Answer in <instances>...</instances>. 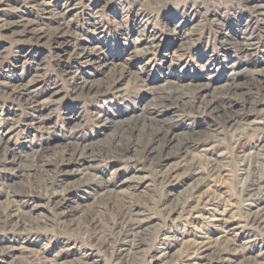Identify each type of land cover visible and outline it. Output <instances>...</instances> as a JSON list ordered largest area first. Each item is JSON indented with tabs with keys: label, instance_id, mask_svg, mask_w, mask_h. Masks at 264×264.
Masks as SVG:
<instances>
[{
	"label": "rangeland",
	"instance_id": "obj_1",
	"mask_svg": "<svg viewBox=\"0 0 264 264\" xmlns=\"http://www.w3.org/2000/svg\"><path fill=\"white\" fill-rule=\"evenodd\" d=\"M38 1L55 13L64 12V19L70 22L75 36L67 39L68 46L56 47L32 40L16 41L9 35L18 29L15 26L0 29V83L8 90L9 86L33 80L28 88L30 97L39 103L25 107L0 95V138L3 137L20 159L38 148L49 149L69 142H78L81 146L104 144L115 131L108 122L145 110V100L154 96L148 86L168 82L209 84L213 92L228 82H240L243 76L250 74L237 73L238 70L264 68V17L255 16L253 12L255 6L264 9V0ZM0 2H3L0 25L2 21L13 22L20 16L35 20L44 28L55 25L49 17H41L39 9L27 0ZM254 23L259 27L257 33L252 30ZM140 31L153 33L154 40L142 39L153 48L148 54H136L137 59L131 60L129 56L138 45L135 40L140 38ZM246 33L252 35L253 49L251 56L242 58L231 43L235 37L245 38ZM179 35L191 40L182 55L172 52ZM96 47L102 52L97 65L105 61H124L129 63L131 73H138L141 82L131 84L132 80L126 76L116 88L118 90L75 99L68 91L69 77L74 72L78 78L89 80L104 76L96 65L78 59L85 49ZM72 50L74 55L70 58L65 55ZM68 71L69 75L65 74ZM214 101L223 108L232 104L219 96ZM178 112L183 120L173 122V133L210 131L216 139L193 146L185 158L151 154L147 161L137 164L100 159L89 170L95 180L89 186L80 185L79 181L85 176L76 172L79 167L69 166L66 173L49 176L55 178L57 191L68 185L70 188V196L58 207L49 205L42 194L15 193L7 198L4 183H25L29 172L25 170L23 175L14 172L15 166L1 170L0 207L7 209L8 202L15 197L17 207L30 212L38 224L32 222L25 226L18 221L17 226L28 231L22 233L0 226V264H248L251 257L257 255L264 264V230L251 227L242 215L243 210L255 211L258 203H248L250 201L238 195L241 176L237 164V157L242 154L256 157L261 165L251 178L264 184V111L250 115L247 124L233 135L215 117ZM151 114L158 119L164 115L157 111ZM38 120L43 128L30 126L29 123ZM72 124H78V128L70 130ZM202 155L217 157L219 168L226 176H208L203 170L196 175L198 168L190 161ZM161 176H169L171 183L161 182ZM97 178L125 192L127 208L133 215L130 220L121 222L114 232L109 213L98 216L103 221L98 229L86 225L90 214H94L84 212L88 206L98 209L93 202L103 193ZM130 178L134 180L129 181ZM196 187L200 193L188 200V210L194 207L190 214L180 208L169 216L164 214V210L174 208L178 201L189 198L190 191ZM17 207H11L10 212H15ZM136 212L141 214L135 216ZM212 216L227 221L229 229L225 231ZM207 238H211L212 243L218 242V250L224 240H231L234 245L221 258L213 244L206 254L193 256L188 245L192 240L202 242ZM163 253L165 257H160Z\"/></svg>",
	"mask_w": 264,
	"mask_h": 264
},
{
	"label": "bare ground",
	"instance_id": "obj_2",
	"mask_svg": "<svg viewBox=\"0 0 264 264\" xmlns=\"http://www.w3.org/2000/svg\"><path fill=\"white\" fill-rule=\"evenodd\" d=\"M27 2L32 4L33 7H37L39 9L41 17H49V19L54 20L55 25L50 29L44 28L37 21L20 16L13 22L2 21L0 29L7 30L10 27H17V30L12 31V33L9 34L10 37H14L16 41L32 40L37 43L39 42L41 44L56 47L68 46L69 43L67 42V39H69L71 35H74V31L70 22L64 19V12L55 13L48 8H44L46 5L39 3L38 0H27ZM2 4L3 2H0V7ZM253 12L255 16L264 17V9H262V7L255 6L253 8ZM252 26V30L257 33L256 31H258L259 27L255 23ZM140 32V38L135 40L138 45L136 46V49L134 47L135 51H131L132 53L129 56L131 60L137 59V57H135L136 54L146 55L153 48L151 44L146 45L142 41L143 37L154 40L153 33L150 31ZM244 35L245 38H233L231 44L233 48L242 55V58H247L249 55H252L251 50L253 48L251 49V46H253V42L251 40L252 35L250 36V34L247 33ZM189 41L191 40L188 36L179 35L177 46L173 48L172 52L176 55H182L187 51ZM58 53L59 52H57V54ZM101 54V50L96 47L95 49H85L80 55H78V59L80 61L96 65V67H98L97 69L100 70L104 76L98 80H89L83 79L82 77L78 78L76 72H72L73 74L70 73L72 74V77H69L68 91H70L75 99H87L118 90L116 88H118L119 83L126 76L130 78V81L132 80L131 84L141 82V78L138 76V73H131L129 63L125 64L124 61L118 63L105 61L97 65V59H99L98 57H100ZM65 55L70 58V56L74 55V51L72 50L71 52H66ZM93 56H96V58H92ZM244 72L250 73L248 77L243 76L240 82H228L224 86L221 85L222 87L220 89L217 88V86V89H214L213 92H210L209 84L191 85L168 82L161 85L148 86L147 88H150L149 91L153 92L154 96L145 100V110H141L139 114L131 115L126 119L108 122L114 127L115 131L104 144L102 142L100 145H85V143L81 146L78 142H69L64 146L58 145L57 147L54 146L49 148L50 150L46 148H38L37 150H33L31 154H29L30 152L26 153L27 155L24 156L23 159H20L19 156L17 157V155L6 145L3 137H1L0 171H6L15 166L13 168L14 172H19L22 175L25 173V170H28L29 172L28 180L25 183H4L3 189H5L4 191L6 193V197L8 198V196L14 195L15 193H22L28 196L42 194L44 197H47L49 205L52 203V205L58 207L65 200L66 196H70L68 192L70 191V188H68V185L67 188L57 191L54 184L55 178L52 179V177L49 176L53 173H66L69 166H74V169L79 167V169H76V172H81L83 176H85L83 180L79 181L80 185L89 186V183L95 181L92 179L94 176L89 174V170L93 167V163L100 159L125 160L127 162L137 164V162L143 163L147 161L151 157V154L163 157L164 155H173L185 158V156L189 155L193 146L200 145V143H206L210 141V139H216L213 135H210V131H206L204 133L198 131H191L190 133H173V122L183 120L181 113H179L178 110L188 114L215 117L221 126L226 128L232 135L235 134L237 130L242 129L243 126L247 124L246 120L250 118V115L264 111V68L252 71L243 69L241 71L238 70L237 73ZM65 74L69 75V71L65 72ZM32 82L33 80L24 84L9 86L8 88L10 89L8 90L4 89L6 86L5 84L0 83V95H5L6 97L8 96V98L11 99H9L10 101L13 100L25 107L32 105L36 106L39 103L30 97L31 91L28 89L29 84L33 85ZM216 96L226 98L230 100L232 104L226 106L225 108L222 106L218 107L214 101ZM187 97H190L191 101L187 100ZM191 102L193 104H191ZM152 111H157L161 114L163 112V118L158 119L153 116L151 114ZM238 114H242L244 116L239 117ZM98 118H101V116ZM29 124L30 126H36L39 129L43 128V125L39 122V120ZM78 124H72L68 127L70 130H73L76 129ZM9 138L7 139L9 140ZM243 155L244 154H242V157H237V164L239 165L240 172L239 174L241 176V182L238 187V195L242 198L245 197L248 201H250L248 203L258 204L254 207V209H256L255 211H252L253 209L250 208L247 211L243 210L244 212L242 211L243 214H241L251 227L264 230V184H259V180L254 181L251 178L254 176V172H257L261 164L258 162L256 157H248V155L245 157ZM190 163L194 167L197 166L198 173L195 172V174L198 176L199 174H202V170L205 171L208 176H226L219 168L220 162L217 157H207V155L197 156L195 158L193 157ZM132 180L134 179H129V181ZM159 180L167 184L171 183V178L169 176H161L159 177ZM97 182L98 185L102 187L103 193L101 192L98 198L93 202V204H96L98 209L88 206V209L84 212L94 214L92 216L90 214V219L86 221L87 228L95 230L98 229L103 222L98 216L109 213V216L112 214L111 217L114 225L111 230L114 232V230L120 227L126 219L130 220L132 218V212L129 208H127V203L124 197L125 192L122 193L111 187L109 181H103L102 179L97 178ZM199 191L198 187L194 188L192 192L190 191L189 198H186L183 202L178 201L177 204L174 205V208L172 207L166 211L164 210V214L169 216L177 208H180L182 212L186 211V213L189 212L190 214L194 207L188 210V207H190L188 200L193 198L197 192L200 193ZM53 196L55 197L53 198ZM14 199L15 197L12 201L8 202L7 209L4 210L0 207V226L4 228L7 227L8 229H12L18 233L28 232L23 230L21 226H17L19 222H23L24 225L26 224L28 226L31 225L32 222L35 225L38 223L31 217L30 212L27 213L25 211H21L20 208L17 207V200ZM11 207H17L16 211L10 212L12 211L10 210ZM224 212H222V214ZM139 214L141 213L136 212L135 216H138ZM212 220L218 223L220 222V225H223L222 227L224 230H228L230 227L226 225L227 221L223 218L213 217ZM13 223L15 225H13ZM210 239L207 238L206 241L202 242L192 240V242L188 245V250L192 252L193 256L194 254H206L208 250H211L213 244V246H216L217 254L221 258L223 253L227 251L229 247L234 245L231 240H224L221 244L222 248L218 250V242L212 243ZM165 255L166 254L163 253L160 257H165ZM250 260L251 261L248 264H262L258 255L251 257Z\"/></svg>",
	"mask_w": 264,
	"mask_h": 264
}]
</instances>
